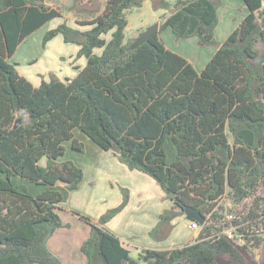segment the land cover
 I'll use <instances>...</instances> for the list:
<instances>
[{
  "label": "trees",
  "instance_id": "obj_1",
  "mask_svg": "<svg viewBox=\"0 0 264 264\" xmlns=\"http://www.w3.org/2000/svg\"><path fill=\"white\" fill-rule=\"evenodd\" d=\"M45 1L0 0V264H65L48 241L64 226L61 204L84 180L81 167L61 160L67 141L84 151L76 129L151 176L173 201L151 230L154 238H167L185 207L206 217L193 243L133 252L105 227L130 201L121 187V203L97 221L81 215L91 228L80 247L86 264H219L221 256L235 263L249 246L261 247L264 210L256 214L255 207L264 202L263 0H243L248 13L221 44L215 29L223 0H152L170 14L136 48V39L126 40L129 12L146 0H108L100 14L79 22L89 29L63 21L45 33L44 46L62 34L88 61L73 78L51 72L36 86L10 60L29 35L63 17ZM167 28L177 39L218 47L202 71L166 46ZM248 198L247 214L234 213ZM226 229L247 243L239 246Z\"/></svg>",
  "mask_w": 264,
  "mask_h": 264
},
{
  "label": "rangeland",
  "instance_id": "obj_2",
  "mask_svg": "<svg viewBox=\"0 0 264 264\" xmlns=\"http://www.w3.org/2000/svg\"><path fill=\"white\" fill-rule=\"evenodd\" d=\"M107 1L108 0H47L48 3L56 8H59L63 12V17H56L50 20L47 24V28L39 30L35 33L36 35L30 38L29 41L32 42L27 43L26 48L29 46H34L36 49L37 47H46L43 45V37L41 35L46 32L45 30L54 28L63 21H67L77 28L84 30L89 29L91 27L90 25H80L79 22L92 20L94 17H96L104 10ZM171 1L174 2L175 0ZM226 1L227 3L223 0L219 8V22L215 29L217 41L221 43L223 42L221 34L225 35L227 31H230L232 28H234L238 21L246 13V6L243 3V0ZM156 2L159 3V0H156ZM168 14H170V12H165L163 9L158 11L155 10L152 0H146L142 7L135 8L129 12V25L126 30V40L134 41L139 36V34L142 33V31L146 30L149 26L155 24L156 22L161 23L163 18H165ZM225 27H227V29ZM40 37L41 39L39 40L38 38ZM104 37H106L107 40L111 39V33L104 35ZM172 42L175 44V46H178L179 44L178 49L182 48V50H178V52L185 55L186 57L191 58L192 60H195L196 62L200 58L202 52L201 50H195L197 47H204L206 51H214L210 49L217 48V46H200L198 44V40L195 42L191 38L177 39L174 36ZM193 42L194 50H188L189 45H191V43L193 44ZM26 48L25 50H20L15 58H19V60L22 59V57H25V59H31L37 55L35 50H26ZM55 49H58V47H55ZM197 67L199 68V64ZM25 119H27V115L25 116ZM75 132L76 137L79 138L84 145V151L81 152L73 149L71 142L67 141L65 142L67 147L65 152L66 154L61 158V160H72L76 164L78 163L84 171V180L80 187L76 189L78 193L76 191L72 192L67 200L68 206L73 211L70 212L65 209L64 206H61L59 212L63 218L64 226L60 227L55 232V234L49 239L48 243L50 249L55 254H57L65 264H86L87 258L81 252L80 247L84 239L89 236L91 228L85 219L81 217V215L89 216L91 218L90 215H95L100 211H102L103 214L108 209H110V207L112 208L116 205L115 202L118 200L116 193H114L112 197H109V195L105 192L107 190L106 182L110 185H113L115 188L118 187L121 191V187H126L129 189V191L132 190L131 186L124 184L123 181L134 184L139 193L138 197L142 196V198L147 199L146 202L140 204V206L143 207V210L153 211L161 207H163V210L165 208L169 209L171 204L169 203V198H166L165 194L160 196L159 191L156 189L158 187L160 188V185L151 176L140 172L153 181V183L150 184L142 176L139 177L140 175L138 174H124L120 170L115 169L112 166V162L110 160H114L117 164H120L121 161H119V159L111 152V150L103 149L80 129H76ZM41 163L45 165L46 159H43ZM98 163L101 165L103 164V169L101 172L102 174H98L97 172ZM128 170L130 172H139L131 169ZM116 176L118 177L113 179ZM257 195L262 196V192L258 191ZM130 200L132 199L130 198ZM253 203V198L246 199L234 209V211H237L234 213L243 217L244 214H247L248 209L253 207ZM224 204L228 208L227 213L231 215L229 209L232 208V203L230 201H225ZM263 210L264 202H261L255 207L256 214L262 213ZM164 211H162V213ZM182 216L184 219H186V214ZM118 220L119 219L113 223V226ZM186 221L187 220H185V222ZM185 222L177 220L175 226L173 227L174 229L177 226L178 232L175 234L178 235V237L183 238L181 242H176V245H180L184 241V245L196 241V238L194 237L187 241L193 231L189 229ZM199 235L200 233H198L197 238ZM261 235L264 237V233H261ZM133 250H135V248H133ZM245 251L248 253V255L243 261L230 263L225 257L221 256L219 257V264H264V259L260 258L261 252L262 256H264L263 247L257 248L254 246H249V248L245 249Z\"/></svg>",
  "mask_w": 264,
  "mask_h": 264
},
{
  "label": "crops",
  "instance_id": "obj_3",
  "mask_svg": "<svg viewBox=\"0 0 264 264\" xmlns=\"http://www.w3.org/2000/svg\"><path fill=\"white\" fill-rule=\"evenodd\" d=\"M47 2V0L45 1ZM224 2L227 3L226 0ZM47 5L52 6L50 3L47 2ZM246 8V13L244 16L238 21L236 26L232 28L230 31H227L224 34H221L223 42L227 39L229 34L240 24V22L243 20L245 15L248 13V8ZM47 24L43 25L41 28L37 29L34 31L29 37H27L24 41H22L15 54L13 55L12 59L10 60L11 62H16L18 63L17 68L20 71L22 75L27 77L34 85L39 86L42 82V80H49L50 79V74L53 72L56 74L59 78L62 80L66 81L67 78H73L75 77L79 71L86 66L87 64V57L86 56H78V52L81 48L80 45L76 43H67L64 41L63 35L58 34L55 38L50 40L46 47L40 48V47H34V46H29L26 48L27 43H31L32 41H29L30 38H32L35 33L38 32L39 30L43 28H47ZM70 24V23H69ZM71 25V24H70ZM75 27L74 25H71ZM77 28V27H75ZM227 29V27H225ZM81 29V28H79ZM49 30V29H48ZM48 30H45L46 32ZM84 30V29H81ZM41 35L44 38V35ZM162 39L164 40L166 46L171 49V50H182V48L178 49V46H175V44L172 42L174 38V33L171 28H167L162 34ZM39 40L41 39L38 38ZM193 41L197 42L198 38L197 37H192ZM29 41V42H27ZM37 42V41H36ZM222 42V43H223ZM221 44V42H219ZM194 42L193 44L189 45L188 50H194ZM55 47H58V49H55ZM35 50L36 54L34 57L31 59H25V57H22V59L19 60V58H15L20 52V50ZM186 48V47H185ZM218 48V47H217ZM217 48H212L210 50L214 51H209L205 50L204 47H197L195 50H201V55L198 61L196 62L195 60H192L191 58L187 57L193 64L194 66L199 70L202 71V69L205 67L207 62L212 58L214 53L216 52ZM103 48H97L95 49L96 53H101ZM180 53V52H178ZM181 54V53H180ZM183 55V54H182ZM185 56V55H184ZM199 64V68L197 65ZM76 136V132H75ZM79 139V138H78ZM80 140V139H79ZM72 144V143H71ZM112 152V151H111ZM113 153V152H112ZM114 154V153H113ZM112 162V166L123 172L124 174H138L140 175L139 177H143L147 180L148 183H153V181L145 176L144 174H141L143 172H130L128 169V166L125 165L124 163H116L114 160H110ZM77 165H79L77 163ZM80 167V165H79ZM82 168V167H81ZM102 169H103V164L101 165L98 163V169L97 172L98 174H102ZM141 172V173H140ZM118 176L114 177L113 179L117 178ZM124 184H128L131 186L132 190L131 191V199L128 203V205L124 208L123 211H121L119 214H117L113 219H111L108 223H106L105 227L108 228L110 231L115 233L117 236L121 238L123 241V244L133 250L135 248V252H137L141 248H153V249H171V248H176V247H182L185 244V241L181 243L180 245H176V242H181L183 240L182 237H178L175 233L177 231V226L171 231L169 236L165 239H158L156 240L151 234L150 231L158 224L160 220V215L162 213L163 207L153 210V211H147L143 210V207L140 206L141 203L146 202L147 199L138 197L139 193L135 187L134 184L123 181ZM107 190L105 191L109 197H112L114 193H116V196L118 200L115 202L116 205H119L121 201L123 200V193L122 191L117 187L115 188L113 185H110L106 182ZM159 191L160 196H163L165 192L163 189L160 187L156 188ZM76 191V190H74ZM72 191V192H74ZM71 192V193H72ZM78 193V191H76ZM70 193V194H71ZM169 203L171 204L170 207L173 205V201L171 199H168ZM68 201L64 202L61 204V206H64L65 209L68 211L72 212L73 210L68 206L67 204ZM114 206V207H115ZM111 208V207H110ZM102 215V211L96 213L95 215H90L91 218H93V221H97L100 216ZM119 219L113 226V223ZM179 220L181 222H185L186 225L189 227L190 230H192V234L190 235L189 239L190 240L192 237L196 238L197 240V235L200 233L199 231H195L190 228L189 220L186 218L184 219L183 216L177 217L173 221V225L175 226L176 221ZM121 222V223H119ZM91 230V229H90ZM186 241V242H187ZM263 247V254H264V243L261 245ZM260 248V247H258ZM246 255L248 253L246 252ZM263 257V258H262ZM260 258L264 259V256H262V252L260 254Z\"/></svg>",
  "mask_w": 264,
  "mask_h": 264
},
{
  "label": "water",
  "instance_id": "obj_4",
  "mask_svg": "<svg viewBox=\"0 0 264 264\" xmlns=\"http://www.w3.org/2000/svg\"><path fill=\"white\" fill-rule=\"evenodd\" d=\"M160 29V23L156 22L155 24L149 26L146 30H144L139 37L136 38V40L132 43V48H136L137 46L147 42L150 40V38L159 32ZM186 218L188 220H196L201 225H204L206 222V217L197 209L194 207H185L184 208ZM146 264V263H143Z\"/></svg>",
  "mask_w": 264,
  "mask_h": 264
},
{
  "label": "built area",
  "instance_id": "obj_5",
  "mask_svg": "<svg viewBox=\"0 0 264 264\" xmlns=\"http://www.w3.org/2000/svg\"><path fill=\"white\" fill-rule=\"evenodd\" d=\"M230 218L234 217L232 214L229 216ZM190 228L193 230H197L200 231L202 228V225H200V223L198 221L195 220H191L190 224H189ZM233 229H226L224 232L226 234H228V236L230 238H233L234 241H236V243L239 246H243L245 243H247V240L244 236L240 235V236H236L235 233L232 231Z\"/></svg>",
  "mask_w": 264,
  "mask_h": 264
},
{
  "label": "clouds",
  "instance_id": "obj_6",
  "mask_svg": "<svg viewBox=\"0 0 264 264\" xmlns=\"http://www.w3.org/2000/svg\"><path fill=\"white\" fill-rule=\"evenodd\" d=\"M184 212H185V211H184ZM190 221H191V220H189V222H190ZM195 221H196V220H195ZM200 225H201V224H200ZM201 229H202V228H201ZM200 231H201V230H200ZM200 231H199V232H200Z\"/></svg>",
  "mask_w": 264,
  "mask_h": 264
}]
</instances>
